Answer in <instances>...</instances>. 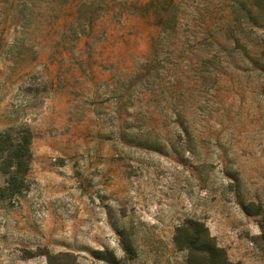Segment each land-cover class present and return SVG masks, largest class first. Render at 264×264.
<instances>
[{
  "label": "rangeland",
  "instance_id": "374dc122",
  "mask_svg": "<svg viewBox=\"0 0 264 264\" xmlns=\"http://www.w3.org/2000/svg\"><path fill=\"white\" fill-rule=\"evenodd\" d=\"M102 1L0 0V133L32 136L0 264H188L189 221L264 264V0H176L178 36Z\"/></svg>",
  "mask_w": 264,
  "mask_h": 264
},
{
  "label": "trees",
  "instance_id": "16d2710c",
  "mask_svg": "<svg viewBox=\"0 0 264 264\" xmlns=\"http://www.w3.org/2000/svg\"><path fill=\"white\" fill-rule=\"evenodd\" d=\"M69 1L81 2L83 0H67ZM84 4L81 2L80 7ZM179 4L176 0H103L101 9L118 12L121 18L131 11L133 15L143 19L146 23H152L160 29L158 34L163 35H168L169 23L173 22L175 23L173 35L178 36L179 28L176 25L179 20L181 21L182 15ZM170 11H173L171 22L167 15ZM206 35H208L207 32L199 37L204 40ZM197 37V34L191 36L194 40ZM167 38H161L162 42H165ZM181 38L184 39L183 36ZM157 39L159 36L157 38L156 35L154 40L152 38L151 50L154 49ZM187 41L185 40L184 43L188 46ZM178 43L181 47L183 46L182 42L178 41ZM142 59L148 65L149 57L147 59L142 57ZM31 140L32 136L28 129L0 133V172L7 177L6 185L0 189V200L13 198L26 190L27 175L32 160ZM175 243L179 249L188 251V264H233L229 261L226 251L217 245L216 240L199 222L189 221L180 228L175 237ZM125 251L129 253L131 250L126 246ZM48 264H51L49 258Z\"/></svg>",
  "mask_w": 264,
  "mask_h": 264
}]
</instances>
